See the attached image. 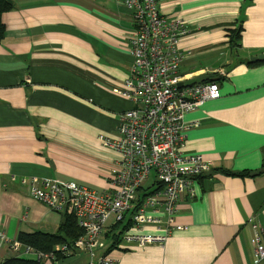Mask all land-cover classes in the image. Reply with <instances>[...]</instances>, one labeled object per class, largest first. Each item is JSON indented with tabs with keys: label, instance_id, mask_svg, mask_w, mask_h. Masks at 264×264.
<instances>
[{
	"label": "crops",
	"instance_id": "obj_1",
	"mask_svg": "<svg viewBox=\"0 0 264 264\" xmlns=\"http://www.w3.org/2000/svg\"><path fill=\"white\" fill-rule=\"evenodd\" d=\"M0 42V230L55 234L62 215L31 199L16 178L73 181L110 189L119 155L101 138L117 139L119 116L133 108L119 95L133 58L131 12L122 0H10ZM166 17L191 34L179 48L184 81L220 77L219 98L183 117L185 154L213 162L196 179V195L177 204L175 231L163 247L112 251L116 264H264V0H157ZM241 29L237 48L229 32ZM217 75V76H216ZM246 176H239L242 173ZM149 231V230H147ZM13 255L0 249V263Z\"/></svg>",
	"mask_w": 264,
	"mask_h": 264
},
{
	"label": "built area",
	"instance_id": "obj_2",
	"mask_svg": "<svg viewBox=\"0 0 264 264\" xmlns=\"http://www.w3.org/2000/svg\"><path fill=\"white\" fill-rule=\"evenodd\" d=\"M131 12L133 28L129 76L119 95L133 108L119 116L117 139L101 138L119 155L112 170L110 189L97 193L73 181L36 176L16 178L27 195L58 214L74 217L83 234L71 245L43 253L9 239L0 230V249L32 264H116L111 252L131 247H163L175 231L177 204L182 196L195 197V181L209 174L213 162L200 154H185L184 133L198 126L185 123V114L206 101L219 98L216 82L183 87L178 70L190 51L179 48L191 34L185 22L164 16L157 0H122ZM149 230V231H147ZM251 241L256 260L264 258L258 229ZM112 236L117 243L106 254ZM105 242L108 244L106 245Z\"/></svg>",
	"mask_w": 264,
	"mask_h": 264
},
{
	"label": "trees",
	"instance_id": "obj_3",
	"mask_svg": "<svg viewBox=\"0 0 264 264\" xmlns=\"http://www.w3.org/2000/svg\"><path fill=\"white\" fill-rule=\"evenodd\" d=\"M12 7L10 0H0V42L3 39L5 28L2 22L3 15L10 11ZM241 29L232 30L229 32V44L233 48H237L240 40ZM247 65H255L247 62ZM217 76V75H216ZM221 77V76H220ZM220 77L209 76L203 82H216L220 80ZM211 173V172H210ZM249 173H242L239 176H246ZM83 234L82 230L78 228L76 221L73 216L62 214V220L58 228L57 233L47 234L41 232H35L31 234L19 233L17 235V241L27 247L32 248L33 250L40 251L43 253L52 252L53 249L60 245H71L73 244L81 235ZM111 244L106 249V254L111 252L114 248V244L117 243V237L112 236ZM0 264H32L31 259L29 258H16L12 257L6 259Z\"/></svg>",
	"mask_w": 264,
	"mask_h": 264
},
{
	"label": "water",
	"instance_id": "obj_4",
	"mask_svg": "<svg viewBox=\"0 0 264 264\" xmlns=\"http://www.w3.org/2000/svg\"><path fill=\"white\" fill-rule=\"evenodd\" d=\"M248 63H250V64L264 63V54H258V55H256V56H253V57L249 58ZM205 80H206L205 77H202V78H196V79H191V80H186V81H184V82H181V83L179 84V86H180V87H181V86H183V87H188V86L194 85V84H196V83H201V82H203V81H205ZM74 259H75L74 257L69 258V259L65 260V261L63 262V264L70 263V262L73 261ZM60 264H61V262H60Z\"/></svg>",
	"mask_w": 264,
	"mask_h": 264
},
{
	"label": "rangeland",
	"instance_id": "obj_5",
	"mask_svg": "<svg viewBox=\"0 0 264 264\" xmlns=\"http://www.w3.org/2000/svg\"><path fill=\"white\" fill-rule=\"evenodd\" d=\"M105 244L107 245L108 243H107V242H105Z\"/></svg>",
	"mask_w": 264,
	"mask_h": 264
}]
</instances>
